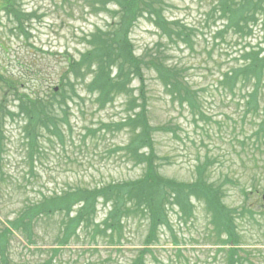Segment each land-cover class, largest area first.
I'll list each match as a JSON object with an SVG mask.
<instances>
[{
  "label": "trees",
  "instance_id": "1",
  "mask_svg": "<svg viewBox=\"0 0 264 264\" xmlns=\"http://www.w3.org/2000/svg\"><path fill=\"white\" fill-rule=\"evenodd\" d=\"M16 1L1 0L0 10H6L14 19H18L21 28L22 13L16 8ZM113 4L115 8L111 9ZM92 6L94 12L110 14V20L88 34V47L79 59L71 55L67 59V77L63 75L62 81L68 80L58 91L51 87L50 95L33 96L25 91L22 78L5 76L0 72V182L8 120H15L16 117L23 120L24 134L32 146L31 155L41 152L40 147L46 140L62 143L65 141L64 131L67 130L70 136L73 133L68 117L67 98L70 95L67 87L79 96L76 84H83L100 108H105L117 97L124 98L127 116L117 124V130L129 127L130 137L125 146L129 153L128 160L134 166H142L143 173L134 180L110 182L92 189L77 186L51 193L42 192V195L34 197V201L25 202L13 218H6L4 223L0 221V264H151L153 261L161 264L163 261L154 247L161 242V232L165 228L171 232L173 245L184 244L174 233L170 215L176 213L187 221L182 216L192 215L198 202L205 207L208 221L213 226L212 235L216 237L213 244L220 247L228 245L227 248L218 249V252L225 253V258L218 264H252L250 253L241 248V235L233 209L224 201L223 187L228 182H235L245 194L250 193L251 188L246 187L251 185L256 175H251L249 183L227 177L219 184L205 180L200 174L191 182L165 176L158 162L164 156L157 154L152 136L162 131H172L177 136L178 125L151 123L144 89L146 71L154 70L157 80L172 95L171 100H180L181 105L187 102L189 108L198 111L202 119L206 115L201 110L200 99L209 89L222 91L226 98H233L239 90L241 96L246 98L247 111L243 118L251 110L258 117L257 127L253 128L251 134L246 133L241 144H250L253 139L256 152L249 156L256 167L264 169V109H260L259 100L260 97L264 99V0H217L214 11L217 12L219 7L218 17L224 21L214 31L210 49L207 46L200 49L205 54L201 55L203 53L199 51L202 59L197 64L198 69L205 66L203 72L212 78L209 83H202L203 88L195 92L184 76L180 62H168L165 58L164 52L167 51L163 49L166 47L163 40L166 39L168 46H184L193 53L198 51L196 43L199 42L200 29L181 19H168L165 15L170 6L168 0H94ZM140 18L149 19L157 27L160 40L148 47L144 54L136 55L130 35ZM257 27L256 43L247 42L233 57L229 53L225 67L220 57L213 55L217 38L230 35L237 38L235 44L240 45L252 37ZM28 70L34 72L32 67H28ZM206 75L203 77L209 78ZM89 76L91 81L87 80ZM137 78L141 82L139 96H136L135 88L129 87ZM10 95L18 101L17 105H13ZM139 97L146 102L137 104ZM137 108L140 110L137 111ZM249 123L242 119V133L244 125ZM105 126L110 127L111 124ZM89 132L94 130L90 129ZM202 168L199 165L198 170ZM98 202L105 208L101 220L97 216ZM250 210L249 206L244 205L242 212ZM135 220L146 222L148 232L142 247L133 250L135 255L124 261L121 254L126 251L127 226ZM18 235L27 241L26 245H18L22 248L20 252H16L17 243L14 241ZM47 236L53 238L52 246L40 248V244L48 240ZM73 242L79 243L80 248L67 249ZM100 245H106L109 249L104 259L98 257ZM31 246L36 247L32 249ZM34 255L40 257L36 259ZM148 255L153 261L148 259Z\"/></svg>",
  "mask_w": 264,
  "mask_h": 264
},
{
  "label": "rangeland",
  "instance_id": "2",
  "mask_svg": "<svg viewBox=\"0 0 264 264\" xmlns=\"http://www.w3.org/2000/svg\"><path fill=\"white\" fill-rule=\"evenodd\" d=\"M168 1L170 6L165 12L168 19H181L200 29L197 37L199 42L196 43L198 51L193 53L188 48L184 51L172 44L168 46L166 39L163 40L166 45L163 49L167 51L164 52L165 58L168 62H180V67L184 68V76L195 92L203 88L202 83L210 82L211 76L203 72L206 67L198 69L197 64L202 59L200 52H203L200 49L210 46L214 31L221 23L218 17L219 7L217 12L214 11L217 0ZM93 2L94 0H17L16 8L22 13L21 28L18 19H14L6 10H0V72L5 73V76L22 78L25 91L33 96H48L51 94V87L58 91L66 83L64 81L68 80L62 81L63 75L67 77V59L70 55L79 59L88 47L87 34L97 25H104L110 20V14L94 12ZM110 8L114 9L115 6ZM258 32L259 27L252 37L240 45L229 37L221 38L218 41L220 44L214 47L213 55L220 57L225 67L228 53L233 54V57L238 55L247 42L255 44ZM130 40L135 53L142 55L148 47L160 40V35L149 19L140 18L132 29ZM204 54L205 52L201 55ZM28 67H32L34 72H28ZM115 73L116 70L113 74ZM203 75L209 78L205 79ZM156 77L154 70L146 71L144 91L147 102L139 97L136 103L146 102L152 124L178 125V137L172 131L157 132L152 136L157 154L164 156V159L158 161L161 163L162 173L188 182L194 181L200 174L205 180L215 184L227 177L249 183L251 175L255 174L251 185L247 187L256 189L247 194L248 197L240 190V185L227 184L223 189L229 208L240 211L247 204L254 209L255 220L260 224L249 220L252 218L248 215L235 216V222L243 233L244 242L250 244L249 249L256 251L249 258L250 262L264 264V202L261 198L264 192V169L256 167L249 156L254 155V147L241 144V139L244 138L239 130L241 119L238 115H241V111L229 99L221 97L220 91L209 89L206 97L200 99V106L209 117L203 120L189 108L187 102L181 105L180 100L172 101V95ZM88 79L91 81L90 76ZM140 85L137 78L129 86L135 88L136 96H139ZM75 88L79 96L67 87L70 95L67 98L68 117L73 133L70 136L67 130L64 131L65 141L62 143L46 140L40 147L41 152H33L31 155L32 146L24 134L23 120L19 117L8 120L3 177L0 182L2 221L7 217L13 218L25 202L34 201V197L42 195V192L51 193L67 186L94 187L101 183L134 180L143 173L142 166H134L128 160L129 153L125 146L129 138L126 129L129 127L117 130V124L125 119L124 98L117 97L113 104L100 108L83 84H76ZM9 99L14 106L18 104L12 95ZM108 124L111 126H105ZM90 129L94 132H89ZM198 165L203 167L201 171L198 170ZM104 214L105 208L98 202V219ZM207 214L205 207L197 203L192 215L182 216L187 222L179 221L180 218L175 213L170 215L174 233L185 245L174 247L171 232L165 228L161 232V242L154 247L157 256L163 261L161 264H217L223 259V252L217 253L218 247L211 245L216 237L212 235L213 226L208 221ZM146 226V222L137 220L128 223L127 249L121 254L124 261L135 255V249L142 247L147 233ZM47 237L48 240L41 243L40 248L52 246L53 238ZM14 241L17 243L16 252L22 251L18 245L27 243L22 235ZM74 243L65 248H80L79 243ZM98 247V257H107V246ZM34 257L38 259L40 256ZM148 259L153 261L150 255Z\"/></svg>",
  "mask_w": 264,
  "mask_h": 264
},
{
  "label": "water",
  "instance_id": "3",
  "mask_svg": "<svg viewBox=\"0 0 264 264\" xmlns=\"http://www.w3.org/2000/svg\"><path fill=\"white\" fill-rule=\"evenodd\" d=\"M263 198H264V195H263Z\"/></svg>",
  "mask_w": 264,
  "mask_h": 264
}]
</instances>
